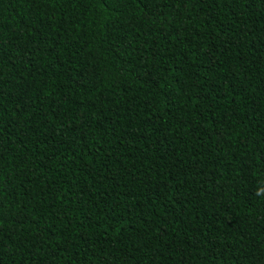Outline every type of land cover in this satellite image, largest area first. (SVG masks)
<instances>
[{
  "label": "trees",
  "instance_id": "obj_1",
  "mask_svg": "<svg viewBox=\"0 0 264 264\" xmlns=\"http://www.w3.org/2000/svg\"><path fill=\"white\" fill-rule=\"evenodd\" d=\"M0 264H264V0H0Z\"/></svg>",
  "mask_w": 264,
  "mask_h": 264
},
{
  "label": "clouds",
  "instance_id": "obj_2",
  "mask_svg": "<svg viewBox=\"0 0 264 264\" xmlns=\"http://www.w3.org/2000/svg\"><path fill=\"white\" fill-rule=\"evenodd\" d=\"M260 193L259 192H257V195H259Z\"/></svg>",
  "mask_w": 264,
  "mask_h": 264
}]
</instances>
